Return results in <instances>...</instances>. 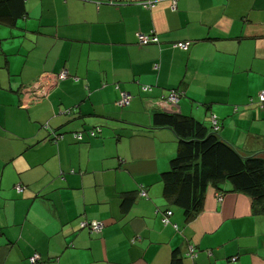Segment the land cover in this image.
<instances>
[{
    "label": "crops",
    "instance_id": "crops-1",
    "mask_svg": "<svg viewBox=\"0 0 264 264\" xmlns=\"http://www.w3.org/2000/svg\"><path fill=\"white\" fill-rule=\"evenodd\" d=\"M146 1H5L22 12H0V264L33 253L43 264H171L175 252L193 264L189 244L196 264H264V214L248 195L210 186L188 222L164 198L178 139L153 126L156 111L208 128L215 115L225 141L264 158V0ZM138 32L159 42L139 45ZM172 89L176 105L161 100ZM121 90L128 106L115 104ZM167 210L177 229L161 222Z\"/></svg>",
    "mask_w": 264,
    "mask_h": 264
},
{
    "label": "trees",
    "instance_id": "trees-1",
    "mask_svg": "<svg viewBox=\"0 0 264 264\" xmlns=\"http://www.w3.org/2000/svg\"><path fill=\"white\" fill-rule=\"evenodd\" d=\"M5 1L0 0V12L8 13L10 16L12 14L14 17L21 14L22 7L12 12L4 10ZM153 126L170 128L178 139L176 155L171 159L169 168L160 174V180L163 184L164 198L182 210L186 222L200 213L206 191L210 186L220 191H227L224 190V185H228V191L248 195L253 202V212L264 214V158L262 156L241 155L218 134V131L213 130L212 123L208 128L191 116L156 111L153 114ZM142 190L146 192L144 188H141L138 192L140 196H142L140 193ZM131 201V198H126L124 206L127 208ZM168 212L172 214L171 210L165 211L161 215V222L163 216H167L168 224L177 229V225L170 221L171 214L167 215ZM82 229L95 234L89 227ZM190 247L198 255L197 247L189 244L186 256L192 258L188 255ZM175 253L171 264H179L175 260ZM37 254L40 256L39 253ZM31 256L28 257V261ZM195 259H192L193 263H196ZM39 263L43 264L41 256Z\"/></svg>",
    "mask_w": 264,
    "mask_h": 264
},
{
    "label": "built area",
    "instance_id": "built-area-1",
    "mask_svg": "<svg viewBox=\"0 0 264 264\" xmlns=\"http://www.w3.org/2000/svg\"><path fill=\"white\" fill-rule=\"evenodd\" d=\"M169 1L171 3L172 8H174L176 5V0H169ZM142 4L144 7L148 8V7H151L153 2L151 0H149V1L143 2ZM136 36H137V42L140 45H146L148 43H158L159 42L158 38L155 35H146V34L138 32V33H136ZM188 44H189L188 42L187 43L178 42V43L174 44V46L175 47H181V48L182 47L187 48ZM68 76H69L68 71L62 70V71L58 72L57 74H55L54 76H52V80H53V82L59 81L61 79L67 78ZM36 84H37L36 86H38V84H40V83H36ZM26 89H29V87H26ZM46 89H47V87L40 89L39 91H41V92L36 91L35 95L32 97V99H37L38 95L41 94L42 91H46ZM151 89H152L151 87H145L144 88V90H151ZM182 94H183V92L176 90V89H172L167 95L162 96L161 100H164L166 103H169L171 105H176ZM130 100H131V95L127 91L121 90L120 91V97L116 101L115 104L119 107H125V106H128L130 104ZM257 103L260 107H264V89L260 90L259 93L257 94ZM212 128L215 131L219 130V126L217 124V120H216L215 115H213V117H212ZM100 131H101L100 128L90 129L86 132V134L91 136V137H95L98 135V133ZM73 135H74L75 139L80 140V141L83 140V138H84L83 132H76ZM61 137H62V135L56 136V138H61ZM15 189L17 192L20 193L21 191H23L24 187L21 185H16ZM140 193L143 197H147V193L144 190H142ZM219 197L221 199V195ZM170 214H171V212L167 213V215H170ZM162 222L165 224H168V222H169L168 217L163 216ZM80 227L81 228L89 227L91 232L98 234L103 229V223L101 221L95 220V219H91V220L83 219L80 222ZM188 255L191 256L192 259H195V257L197 256L195 254L194 250L192 249V247H190ZM234 259L235 258H233L232 260H234ZM39 260H40V256L37 253L33 254L29 258V261L31 264H40ZM193 264H196V263H193Z\"/></svg>",
    "mask_w": 264,
    "mask_h": 264
}]
</instances>
